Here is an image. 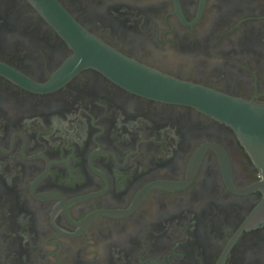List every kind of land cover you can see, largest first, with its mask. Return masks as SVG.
Here are the masks:
<instances>
[{"label":"flooded vegetation","instance_id":"obj_1","mask_svg":"<svg viewBox=\"0 0 264 264\" xmlns=\"http://www.w3.org/2000/svg\"><path fill=\"white\" fill-rule=\"evenodd\" d=\"M58 1L136 61L264 103V0ZM262 179L231 126L0 0V264H264Z\"/></svg>","mask_w":264,"mask_h":264},{"label":"water","instance_id":"obj_2","mask_svg":"<svg viewBox=\"0 0 264 264\" xmlns=\"http://www.w3.org/2000/svg\"><path fill=\"white\" fill-rule=\"evenodd\" d=\"M75 50L81 65L95 66L129 89L196 107L231 126L260 169L264 192V103L162 73L119 52L84 28L58 0H31ZM264 203V202H263ZM218 264H224L220 260Z\"/></svg>","mask_w":264,"mask_h":264}]
</instances>
